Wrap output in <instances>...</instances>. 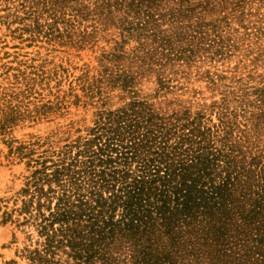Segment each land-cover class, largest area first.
<instances>
[{"label": "rangeland", "instance_id": "rangeland-1", "mask_svg": "<svg viewBox=\"0 0 264 264\" xmlns=\"http://www.w3.org/2000/svg\"><path fill=\"white\" fill-rule=\"evenodd\" d=\"M160 6L149 16L125 0H0V264H34L38 234L15 211L18 192L100 113L137 101L199 114L229 132L241 166L264 169V0Z\"/></svg>", "mask_w": 264, "mask_h": 264}, {"label": "trees", "instance_id": "trees-1", "mask_svg": "<svg viewBox=\"0 0 264 264\" xmlns=\"http://www.w3.org/2000/svg\"><path fill=\"white\" fill-rule=\"evenodd\" d=\"M161 2L125 0V6L151 16ZM201 119L134 101L100 113L85 137L37 160L15 209L38 234L26 257L34 264L264 258L250 245H264V169L241 166L229 132ZM9 217L3 212L2 222Z\"/></svg>", "mask_w": 264, "mask_h": 264}]
</instances>
